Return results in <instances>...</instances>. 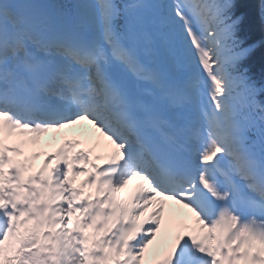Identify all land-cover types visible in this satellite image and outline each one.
<instances>
[{
    "label": "snow or ice",
    "instance_id": "snow-or-ice-1",
    "mask_svg": "<svg viewBox=\"0 0 264 264\" xmlns=\"http://www.w3.org/2000/svg\"><path fill=\"white\" fill-rule=\"evenodd\" d=\"M166 7L0 0V134L39 135L88 120L114 145L107 167L93 164L91 182L77 190L68 186L79 174L74 163H91V152L69 153L78 141L53 155L51 172L45 163L25 177L26 166L9 155L20 149L0 138V264H144L169 199L189 209L199 228L178 235L158 264H264V106L251 95L242 108L231 103L234 85L255 90L239 67L250 48L240 47L234 0ZM259 8L264 18V0ZM192 17L211 31L212 47ZM181 22L213 111L228 117L227 132L209 117L191 149L179 115L186 98L171 72ZM89 183L96 199L84 195Z\"/></svg>",
    "mask_w": 264,
    "mask_h": 264
},
{
    "label": "trees",
    "instance_id": "trees-1",
    "mask_svg": "<svg viewBox=\"0 0 264 264\" xmlns=\"http://www.w3.org/2000/svg\"><path fill=\"white\" fill-rule=\"evenodd\" d=\"M231 12L245 20L243 26L249 39L260 41L264 37V18L260 14L259 0H234ZM254 57L253 66L257 71L264 72V54L256 53Z\"/></svg>",
    "mask_w": 264,
    "mask_h": 264
},
{
    "label": "bare ground",
    "instance_id": "bare-ground-1",
    "mask_svg": "<svg viewBox=\"0 0 264 264\" xmlns=\"http://www.w3.org/2000/svg\"><path fill=\"white\" fill-rule=\"evenodd\" d=\"M195 47V46H194ZM87 123H90L88 120H87ZM91 124V123H90ZM44 136H47V137H50L51 135L49 134V133H46ZM83 136V138L84 139H87L86 140V142L87 143H90V141L92 140V139H94V137L93 136H90V138L88 139V136L87 135H82ZM99 136V134H96V137H98ZM108 150V153H110L111 154V151L113 150L114 151V145L112 144V143H110V144H106V146L105 147H102L101 148V150H99L100 152H104L105 150ZM142 182L140 181V183L139 182H137V184H135V185H133V184H131V185H129V187L127 188V189H125L124 190V193H127V192H129V191H132V189L134 188V187H137L138 185H140ZM168 209H166V211H167ZM178 210V209H177ZM176 210V211H177ZM165 211V212H166ZM169 212H171V211H169ZM180 212V211H179ZM194 216V215H193ZM169 229V230H172L173 229V227H172V224H171V227H169V224L167 225L166 223H164L162 226H161V228H160V230H162V236L161 235H159V233L158 234H156V236H159L158 237V239H156V240H153V242H152V244H150L149 245V247H148V249L152 252V253H154V252H156V253H161L164 249H163V246L164 245H167L168 244V242L166 241V239H165V231H166V229ZM145 255H146V251H145Z\"/></svg>",
    "mask_w": 264,
    "mask_h": 264
},
{
    "label": "rangeland",
    "instance_id": "rangeland-1",
    "mask_svg": "<svg viewBox=\"0 0 264 264\" xmlns=\"http://www.w3.org/2000/svg\"><path fill=\"white\" fill-rule=\"evenodd\" d=\"M205 35H206V38H207V40H208V46H209V47H212L213 45H212V42H211V39H210V37H211V31H208ZM156 254H157V253H156ZM156 254H155V255H156ZM155 255H154V256H155ZM149 259H151L150 255L147 256V259H146L145 261H148ZM145 261H144V262H145Z\"/></svg>",
    "mask_w": 264,
    "mask_h": 264
}]
</instances>
